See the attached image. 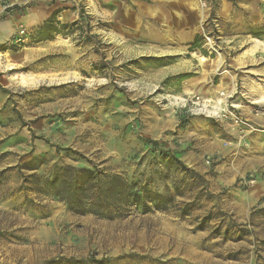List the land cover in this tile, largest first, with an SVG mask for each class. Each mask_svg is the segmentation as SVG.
<instances>
[{
    "label": "rangeland",
    "instance_id": "obj_1",
    "mask_svg": "<svg viewBox=\"0 0 264 264\" xmlns=\"http://www.w3.org/2000/svg\"><path fill=\"white\" fill-rule=\"evenodd\" d=\"M255 87L264 0H0V264H264ZM66 165L166 205L78 214L23 183Z\"/></svg>",
    "mask_w": 264,
    "mask_h": 264
},
{
    "label": "trees",
    "instance_id": "obj_2",
    "mask_svg": "<svg viewBox=\"0 0 264 264\" xmlns=\"http://www.w3.org/2000/svg\"><path fill=\"white\" fill-rule=\"evenodd\" d=\"M30 5L12 6L10 9L28 8ZM23 183L29 189L51 192L64 201L71 212L78 214L104 215L105 212L122 213L129 209L147 212L164 208L168 199L166 195L137 185L122 175L106 174L97 166H54L46 174L30 173Z\"/></svg>",
    "mask_w": 264,
    "mask_h": 264
},
{
    "label": "bare ground",
    "instance_id": "obj_3",
    "mask_svg": "<svg viewBox=\"0 0 264 264\" xmlns=\"http://www.w3.org/2000/svg\"><path fill=\"white\" fill-rule=\"evenodd\" d=\"M249 97L253 99L255 102H262L264 101V89H259L254 93L249 94ZM219 101V99L217 100Z\"/></svg>",
    "mask_w": 264,
    "mask_h": 264
},
{
    "label": "crops",
    "instance_id": "obj_4",
    "mask_svg": "<svg viewBox=\"0 0 264 264\" xmlns=\"http://www.w3.org/2000/svg\"><path fill=\"white\" fill-rule=\"evenodd\" d=\"M259 89H262V88H256V87H255V90H254V92H255V91H257V90H259ZM254 92H252V93H254Z\"/></svg>",
    "mask_w": 264,
    "mask_h": 264
},
{
    "label": "built area",
    "instance_id": "obj_5",
    "mask_svg": "<svg viewBox=\"0 0 264 264\" xmlns=\"http://www.w3.org/2000/svg\"><path fill=\"white\" fill-rule=\"evenodd\" d=\"M260 113H261L262 115H264V111H260Z\"/></svg>",
    "mask_w": 264,
    "mask_h": 264
}]
</instances>
